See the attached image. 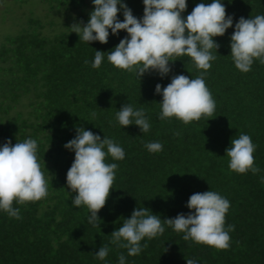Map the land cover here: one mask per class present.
<instances>
[{"label":"trees","instance_id":"obj_1","mask_svg":"<svg viewBox=\"0 0 264 264\" xmlns=\"http://www.w3.org/2000/svg\"><path fill=\"white\" fill-rule=\"evenodd\" d=\"M42 1L57 15L64 11L69 19L79 10L84 25L94 11V5L86 11L87 0ZM123 2L142 20L143 0ZM211 2L187 0L184 18L198 3ZM222 3L233 17V27L215 38L220 45L211 50L216 60L203 72L216 108L211 116L188 124L175 117L159 118L163 97L156 94V85L166 87L176 75L190 79L201 75L203 70L190 57H173L165 77L151 71L141 78L135 71L114 67L107 54L99 68L92 67L95 50L111 52L128 36L126 31L113 35L109 30L107 44L90 43L72 33L71 23L64 22L70 28L48 37L40 22L30 20L27 28L5 38L0 49V146L9 140L13 145L29 138L37 141L48 195L14 203L20 219L0 210V264H119L121 254L126 264H187L186 258L197 264H264V63L255 59L249 72H241L230 47L235 24L241 17L264 15V0ZM118 19L123 22V9ZM127 103L143 108L151 126L147 133L135 124L127 128L119 124L117 112ZM80 127L114 140L125 152L123 160L106 159L118 167L95 225L89 223L91 211L86 206H73L75 193L67 185L75 153L64 146L75 139ZM240 133L256 145L258 174L229 168L226 150ZM148 142H160L163 148L149 152ZM210 190L231 205L225 228L234 225L235 230L229 233L228 249L185 241L184 233L166 224L162 235L141 241L137 256L111 243V234L137 208H146L162 220L181 213L187 216L192 213L187 207L191 195ZM104 244L109 253L100 260L95 254Z\"/></svg>","mask_w":264,"mask_h":264},{"label":"clouds","instance_id":"obj_2","mask_svg":"<svg viewBox=\"0 0 264 264\" xmlns=\"http://www.w3.org/2000/svg\"><path fill=\"white\" fill-rule=\"evenodd\" d=\"M93 4L94 11L90 13L88 23L84 25L80 21L71 26L72 33H76L80 40L107 44L109 30L113 35L121 31L128 34L109 53L95 50L93 68H99L107 54L108 62L118 69L135 71L141 78L151 71L165 77L171 72L170 60L173 57H190L196 67L203 70L201 75L191 79L176 75L166 87L156 85V94L163 97L159 103L162 109L159 118L175 117L188 124L214 113L216 103L203 72L209 70L211 62L216 60L211 50H218L220 45L215 38L224 36L233 27V17L227 15L222 0L198 3L186 19L183 13L187 10V0H143L142 20L133 15L123 0H93ZM121 9L123 22L118 19ZM230 39L231 57L238 70L249 72L255 59L264 63V15L249 19L241 17ZM91 115L95 118L96 113ZM117 120L124 128L135 124L143 133L151 127L143 108L134 109L129 103L117 112ZM77 133L75 139L64 146L75 153L74 162L67 172V185L75 193L73 206H86L91 211L89 223L95 225L100 220L98 213L110 197L118 167L116 163H106V159L111 156L114 160H123L125 152L114 140L101 139L82 127L77 128ZM145 147L155 153L161 151L163 145L148 142ZM37 149V141L31 138L15 145L9 140L0 146V210L12 218H21L19 209L13 207L14 203L39 201L48 195V181ZM255 151L256 145L251 137L240 133L226 150L229 168L239 174L248 171L258 174L260 169L254 166ZM187 207L192 210L187 216L181 213L174 219L164 220L139 207L111 234V243L126 248L129 256H137L142 251L141 241L162 235L166 224L176 232L184 233L185 241L192 240L221 250L230 247L229 233L235 230V226L225 228L226 215L231 207L228 199L210 190L191 195ZM108 253L109 248L104 244L95 255L104 260ZM186 260L187 264H197L195 259ZM119 264H126L122 254Z\"/></svg>","mask_w":264,"mask_h":264},{"label":"rangeland","instance_id":"obj_3","mask_svg":"<svg viewBox=\"0 0 264 264\" xmlns=\"http://www.w3.org/2000/svg\"><path fill=\"white\" fill-rule=\"evenodd\" d=\"M93 5V0H87L86 11L93 9ZM78 12L79 10L66 12L72 16L69 19V16L63 15L64 11L58 12L60 15H57L56 10L50 11L49 6L42 0H0V49L6 41L5 38L27 28L30 20L40 22L43 26L41 32L45 36L53 37L70 28L67 23L73 25L82 21V14Z\"/></svg>","mask_w":264,"mask_h":264}]
</instances>
